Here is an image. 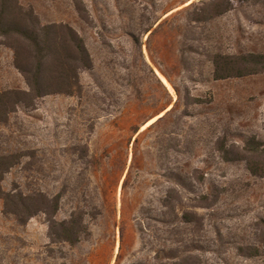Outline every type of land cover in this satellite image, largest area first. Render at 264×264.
I'll return each instance as SVG.
<instances>
[{
    "label": "rangeland",
    "instance_id": "1",
    "mask_svg": "<svg viewBox=\"0 0 264 264\" xmlns=\"http://www.w3.org/2000/svg\"><path fill=\"white\" fill-rule=\"evenodd\" d=\"M190 1L201 0H20L42 25L74 28L94 67L80 97H46L0 124V158L19 163L2 187L60 196L55 221L80 216L86 232L56 243L45 215L21 225L0 199V264H264V176L221 151L236 160L264 140V74L216 81L213 63L264 54V6L193 23ZM1 41L0 94L28 91Z\"/></svg>",
    "mask_w": 264,
    "mask_h": 264
},
{
    "label": "trees",
    "instance_id": "2",
    "mask_svg": "<svg viewBox=\"0 0 264 264\" xmlns=\"http://www.w3.org/2000/svg\"><path fill=\"white\" fill-rule=\"evenodd\" d=\"M251 3H261L264 6V0H201L198 4L192 3L183 11L192 12L191 21L200 23L222 17L234 11L237 6ZM77 7L81 13V6ZM0 39L1 45L13 51V65L28 86V91L8 90L0 94V124L6 123L9 115L17 109L34 108L46 97L82 95L81 74L92 72L94 65L84 38L70 25H42L34 9H26L20 0H0ZM213 63L216 81L264 74L263 53L217 54ZM174 88L178 95V89L175 86ZM178 102L179 100L176 105ZM176 105L150 129L166 120L175 111ZM221 151L226 161L244 160L253 176H264V140L250 138L243 154L242 151L235 154L236 160H231L232 154L226 147L223 146ZM17 164L19 163L15 157L0 158V199L4 203L5 215L14 217L21 225H26L32 218L43 214L51 224L50 237L56 243L69 244L72 247L78 245L86 228L83 227L81 217L77 215L61 223L55 221L60 210V196L51 198L41 191L25 194L19 189L9 192L3 190L5 176ZM172 173L171 179L178 185L191 189L190 175ZM127 181L128 177L123 188ZM169 195L171 192H168L167 199H173Z\"/></svg>",
    "mask_w": 264,
    "mask_h": 264
},
{
    "label": "bare ground",
    "instance_id": "3",
    "mask_svg": "<svg viewBox=\"0 0 264 264\" xmlns=\"http://www.w3.org/2000/svg\"><path fill=\"white\" fill-rule=\"evenodd\" d=\"M193 1H190L188 3L191 4ZM157 70V69H156ZM158 77L161 79V81L163 82V84L168 88V90L175 95V90L173 88V86L170 84V82L167 80V78L162 75L159 71H157ZM172 109V105L170 107H168L164 112L160 113L159 115H157L156 117H154L153 119L149 120L143 127L142 130H145L146 128L150 127L151 125H153L154 123H156L160 118H162L167 112H169ZM118 250V248H117Z\"/></svg>",
    "mask_w": 264,
    "mask_h": 264
},
{
    "label": "water",
    "instance_id": "4",
    "mask_svg": "<svg viewBox=\"0 0 264 264\" xmlns=\"http://www.w3.org/2000/svg\"><path fill=\"white\" fill-rule=\"evenodd\" d=\"M192 3H193V2H192ZM192 3H191V4H192ZM191 4H189V5H191ZM189 5H188V6H189ZM163 117H164V116H163Z\"/></svg>",
    "mask_w": 264,
    "mask_h": 264
},
{
    "label": "crops",
    "instance_id": "5",
    "mask_svg": "<svg viewBox=\"0 0 264 264\" xmlns=\"http://www.w3.org/2000/svg\"><path fill=\"white\" fill-rule=\"evenodd\" d=\"M113 262V261H112ZM112 264V263H111Z\"/></svg>",
    "mask_w": 264,
    "mask_h": 264
}]
</instances>
